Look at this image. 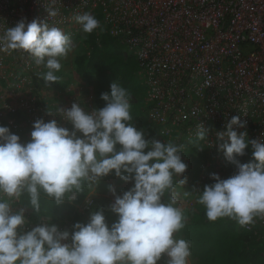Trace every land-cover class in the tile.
I'll list each match as a JSON object with an SVG mask.
<instances>
[{"label": "clouds", "instance_id": "9594fccd", "mask_svg": "<svg viewBox=\"0 0 264 264\" xmlns=\"http://www.w3.org/2000/svg\"><path fill=\"white\" fill-rule=\"evenodd\" d=\"M58 3L47 0L49 19L59 14ZM74 19L87 34L99 27L89 12ZM17 50L47 69L38 74L40 78L55 83L60 79L56 74L62 68L60 60L72 46L62 29L47 22L21 19L11 28L0 24V53ZM101 99L105 106L91 112L79 103L59 108L71 131L54 119H38L28 143L22 144L8 127L0 126V264H158L164 255L166 264H188L191 242L175 236L184 228L183 210L175 206L174 195L167 203L163 200L164 193L174 188V177L182 186L187 183V177L181 179L187 168L181 158L183 146L147 141L131 123L130 93L117 82ZM233 126L246 129L247 122L233 116L215 135L224 141L220 150L236 171L226 179L211 174L213 183L197 192V202L205 207L209 221L227 217L244 226L264 216V133L249 140L246 130L238 134ZM206 137L198 124L196 138ZM249 146L256 163L240 164L235 157L243 156ZM112 173L133 187L122 195L110 188L115 196L110 210L118 217L110 227L100 210L86 224L76 223L71 233L48 221L23 231L25 209L14 210V201L27 195L39 213L42 192L61 205L74 200L85 185L95 190Z\"/></svg>", "mask_w": 264, "mask_h": 264}, {"label": "built area", "instance_id": "2783aa9c", "mask_svg": "<svg viewBox=\"0 0 264 264\" xmlns=\"http://www.w3.org/2000/svg\"><path fill=\"white\" fill-rule=\"evenodd\" d=\"M65 1L60 0L56 7ZM70 1L81 6L82 13L100 10L104 30L120 37L127 49L138 56L140 77L157 104L165 105L162 97L172 92L173 110L183 109L179 118L171 114L174 123L188 119L183 103L188 97L196 101L201 91L210 94L207 100L215 107L224 104L232 110L222 113L223 125L234 116L239 103L244 108L235 116L241 121L255 118L256 110L264 105V0ZM45 6L47 0H0V24L10 18L7 27L21 19L58 26V15L49 19ZM19 8L27 16L15 12ZM4 66L0 60V68ZM190 87L193 90L187 96L186 89ZM248 139L252 137L248 135ZM15 203L14 210L18 208ZM27 223L25 232L43 222Z\"/></svg>", "mask_w": 264, "mask_h": 264}, {"label": "trees", "instance_id": "16d2710c", "mask_svg": "<svg viewBox=\"0 0 264 264\" xmlns=\"http://www.w3.org/2000/svg\"><path fill=\"white\" fill-rule=\"evenodd\" d=\"M12 5L17 8L14 2ZM87 12L99 21V27L90 34L83 32L74 34L75 37L71 40L74 42V46L66 57L68 63L62 65L61 71L56 73L60 78L58 82L46 83L40 78L38 74L47 71L44 66L38 73L35 71L28 73L31 80L29 87L34 94V99H31L30 102L31 111L37 113L39 119L55 117L58 121L61 114L59 111L53 112L55 107L51 104L60 99L61 95L50 99L48 95H43L41 92L61 94L77 86L81 88L95 86L96 89L92 97L93 110L102 109L105 102L101 99V94L110 91V85L117 82L130 93V97L142 94L140 104H138L139 102L137 104L130 102V115L132 116L131 123L138 131L144 133V138L147 141L172 142L176 145H182L183 148H188L191 150L192 159L185 160L184 163L187 166L189 162L206 158L209 153V146L203 143L204 140H198L196 135L187 138V128L192 127L188 119L173 124L172 115L165 121L152 119L148 116V111L156 107L157 101H149L146 98L147 86L140 77L141 67L138 56L127 49L120 37L110 36L104 30L101 23L103 15L99 9ZM11 53L16 58L13 65L16 67L19 65L17 58L19 50ZM2 113H5V117L0 120V126L8 127L11 133L20 138L22 144L30 142L34 121L26 115V112L21 108H16L9 111L0 110V114ZM117 148L119 149V146ZM147 150L145 149V152ZM235 159L240 164L252 163L254 159L251 146L245 150L243 156H237ZM235 171V165L226 160L219 163L218 169L213 173L218 174L222 179H226L232 176ZM210 176L205 179L202 188L198 189L197 192L202 191L205 185L213 183ZM178 180L179 177H174L173 190L164 193L163 200L165 203L169 201L174 190L179 192L183 190L185 185H180ZM132 187V182H125L115 176L114 173L103 177L95 187L94 199L91 201L86 214L80 213L73 205L74 203H70L71 201L80 202L92 192L86 185L82 192L75 193L76 198L74 200L66 199L61 205H55L54 201L47 198L42 192L39 213L31 208L27 195L22 196L15 204L18 208L25 209L27 220L35 223L56 222L55 219L61 217L62 212H66L65 218L68 220L66 226L71 233L76 223L86 224L90 215L100 210H103L105 221L110 227L117 221L118 217L111 212V205H107L109 200L103 195L110 194L112 192L110 188H114L116 193L122 195ZM198 195L199 193L195 195V204L182 209L185 217L184 228L175 234L176 238H183L191 242V257L194 264H264L263 222L255 221L254 218L252 223L241 226L237 221L227 217L209 221L206 217L205 207L197 202Z\"/></svg>", "mask_w": 264, "mask_h": 264}, {"label": "rangeland", "instance_id": "374dc122", "mask_svg": "<svg viewBox=\"0 0 264 264\" xmlns=\"http://www.w3.org/2000/svg\"><path fill=\"white\" fill-rule=\"evenodd\" d=\"M101 1L102 0H93V3L100 4ZM18 2L24 3V0H18ZM74 5V2L72 3L70 0L63 2L62 6L59 8V14L55 18L61 20V23L55 27L62 29L63 32L70 37V41L74 39V34H81L83 32L81 30V27L75 22L74 19L76 15L82 14V7ZM15 12H18L20 16H27L23 8H19L15 10ZM10 22L11 19L8 18L3 25H9ZM56 22H58V20H56ZM13 24H17V21H14ZM71 46H74V42L72 41ZM18 54L19 56L17 58L19 59V65L13 67L16 58H14L13 55L3 56L0 53V60L2 63L5 64L4 67L0 68V110L9 111L10 109L21 108L26 112V115H28V117L35 122L39 119V115L34 111H31L30 102L32 101L31 99H34V94L32 93L31 88L29 87L31 85V80L30 75L28 73L31 71H35L38 73L42 69V65L37 66L34 58L31 57L29 54L24 53L23 51L19 50ZM60 63L61 65H65L68 62H66V58H63L60 60ZM2 75H4L5 77V81L3 82H1ZM95 89V86H85L83 88L77 86L76 88H71L66 92H62L61 94L55 92L48 94L45 91H42L41 93L43 95H48L50 99L56 98L58 95H61L60 99L54 101L51 104V106L55 107V110L53 112L59 111V108L65 110L70 109L73 103H79L82 108H84L86 111L91 112L93 111L92 97L94 95ZM191 89L193 90V88L191 87L186 89L187 96L190 94ZM146 91L147 100H153L154 95L151 92L148 93V89H146ZM171 93L172 92L169 91L164 95V97H162V99H165V105L156 104L155 108L148 111V116L150 118L159 121H165L171 114L174 113H176L175 118H179V115L182 113L183 109L177 108L175 111L173 110V104L171 102H173L172 99L174 100V97ZM209 95L210 94L208 92L201 91V95L197 98L196 101L188 97V101L183 103L184 107L188 110V112L184 115H190L187 118L192 124V127L187 128V138L194 137L196 135L198 124L203 125L207 133V137L205 138L203 143L209 146V153L207 154L206 158H203L196 162L188 163L186 171L182 175L183 178L187 177V183L182 188L183 190L181 192H179L178 190L173 191V195L176 198L175 206L181 209L191 207L193 204H195V195L198 189L200 190L202 188L205 179L218 169L219 163H223L227 160L224 156L223 151H221L219 147V145L222 144L224 141H217L215 134L217 131L225 130L224 128L222 130V127H225L226 125H223L221 123L222 113L229 114L232 110H230V108H227V106L224 104L220 105L219 107H215V104L207 100L209 98ZM141 99L142 94H138L137 96L130 97V102L133 104H137ZM140 102L138 104H140ZM243 108V103H239V107L233 115L235 116L236 113ZM255 113L257 114L255 118L249 117L241 121L247 122L246 129H239L233 126V130L237 131L238 134L246 130L248 135L252 137L251 140L260 139L261 134L264 133V105L257 109ZM4 117L5 113L0 114V120ZM41 119H43L45 122L51 121L53 119L56 120L55 117H51L50 119ZM57 123L61 127L67 128L70 131L72 130V125L70 124V122L63 120L61 116ZM173 124L175 123L173 122ZM190 152L191 150H189L188 148L182 149L181 155L183 162H185L186 159H192V156H190ZM252 163H256V161H253ZM94 191L95 190H92V192L80 202L75 203L71 201L70 203H74L73 205L80 213L86 214V212L89 210L91 201L94 199ZM115 195L120 194L115 192ZM103 196L109 200V203L107 205H112L114 203L115 196L113 195V192H111L110 194H104ZM111 197L113 198L111 199ZM65 217L66 212H62L61 217L59 216L55 219L56 222H48L56 225L60 231H64V229L68 231V228L66 226L68 220ZM254 218L255 221H262L264 226V216H256ZM26 221L34 223L27 219ZM27 225L28 223H26L24 227H28ZM166 260L167 257L166 255H164L161 257L160 261H158V264H164ZM188 264H194L191 255L188 258Z\"/></svg>", "mask_w": 264, "mask_h": 264}]
</instances>
